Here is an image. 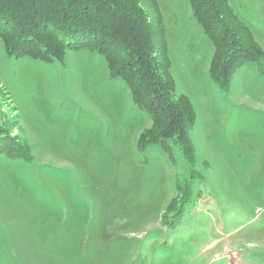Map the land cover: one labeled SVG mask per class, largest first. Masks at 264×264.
Segmentation results:
<instances>
[{
	"label": "rangeland",
	"instance_id": "obj_1",
	"mask_svg": "<svg viewBox=\"0 0 264 264\" xmlns=\"http://www.w3.org/2000/svg\"><path fill=\"white\" fill-rule=\"evenodd\" d=\"M156 1L192 164L147 142L152 121L93 53L16 58L0 37V264H264V0H228L263 59L227 92L189 2Z\"/></svg>",
	"mask_w": 264,
	"mask_h": 264
},
{
	"label": "trees",
	"instance_id": "obj_2",
	"mask_svg": "<svg viewBox=\"0 0 264 264\" xmlns=\"http://www.w3.org/2000/svg\"><path fill=\"white\" fill-rule=\"evenodd\" d=\"M187 1L214 49L209 78L227 92L235 70L263 56L228 0ZM0 37L16 58L49 63L61 60L63 48L93 53L105 62L109 80L122 81L152 121L156 132L147 142L178 147L193 163L195 114L186 97L175 95L156 0H0Z\"/></svg>",
	"mask_w": 264,
	"mask_h": 264
},
{
	"label": "crops",
	"instance_id": "obj_3",
	"mask_svg": "<svg viewBox=\"0 0 264 264\" xmlns=\"http://www.w3.org/2000/svg\"><path fill=\"white\" fill-rule=\"evenodd\" d=\"M180 1H182V0H180ZM186 1V0H185ZM187 2V1H186ZM188 3V2H187ZM159 6V5H158ZM171 6H173V4L171 3Z\"/></svg>",
	"mask_w": 264,
	"mask_h": 264
}]
</instances>
